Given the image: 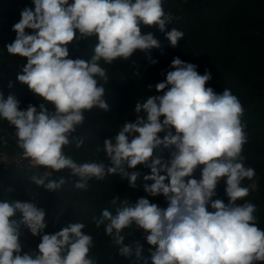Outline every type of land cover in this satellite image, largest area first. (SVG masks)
<instances>
[{"label":"clouds","instance_id":"obj_1","mask_svg":"<svg viewBox=\"0 0 264 264\" xmlns=\"http://www.w3.org/2000/svg\"><path fill=\"white\" fill-rule=\"evenodd\" d=\"M33 3L34 10L25 7L21 11L19 22L13 25L16 38L6 50L27 58L17 80L52 105V110L45 104L39 109L29 104L20 110L13 95L5 100L0 92V119L14 127L23 158L52 173L69 169L78 177L74 188L85 191L89 180H103L107 174H119L135 188L142 173L129 172L124 165L128 169L141 164L149 168L150 174L143 179L154 183L145 184L144 191L151 196L162 194L167 208L141 197L135 204L124 201L116 215L105 208L100 218L93 217L95 227L104 226L121 256L128 257L134 250L141 258L144 245L139 240L125 243L122 234L135 225L143 230L151 264H264V230L256 224V205L236 204L257 188L256 171L245 167L242 155L248 142L242 123L244 107L230 89L218 94L206 87L212 79L209 70L201 75L197 65L174 57L166 79L155 85L163 94L137 102L135 121L125 122L114 138L104 140L102 150L111 166L104 160L78 163L64 152L70 144L77 148L84 144L83 136L73 134L84 124L86 111L109 110L104 99L109 77L100 66L101 60L111 65L129 59L137 50L148 53L159 49L160 42L153 33L142 34L141 24L157 26L173 48L184 37L176 28L165 32L173 17L165 13L162 0ZM26 28L34 34H27ZM93 36L97 43L90 59L69 58L70 43ZM148 59L151 64L158 62L150 56ZM165 131L161 139L159 134ZM160 145L171 149L169 159L153 157ZM198 167L199 180L194 178ZM245 179L252 183L243 186ZM31 180L51 192L66 183L63 177L49 180L48 173L33 175ZM221 180L226 184L227 204L212 199ZM118 199L113 198L111 204L116 205ZM209 204L213 211L208 210ZM17 212L21 214L19 220L13 219ZM45 216V210L35 203L0 201V264H97L89 257L93 237L83 231L86 225L81 222L43 234L36 253L21 255V226L33 236L40 235L47 227ZM144 264H148L146 258Z\"/></svg>","mask_w":264,"mask_h":264},{"label":"trees","instance_id":"obj_2","mask_svg":"<svg viewBox=\"0 0 264 264\" xmlns=\"http://www.w3.org/2000/svg\"><path fill=\"white\" fill-rule=\"evenodd\" d=\"M72 2L69 0V3ZM162 4L165 13L173 17L171 23L166 25L165 32L176 28L184 32V37L173 48L157 26L141 24L142 34L153 33L160 42L159 49L153 48L148 53L137 50L129 59L117 60L111 65L101 60L100 66L107 70L109 77L104 84V99L109 110L93 108L86 111L84 124L73 134L83 136L84 144L80 148L70 144L64 148V152L78 163L104 160L107 166H111L102 150L104 140L114 138L125 122L135 121L137 102L143 103L150 95L163 94L155 90V85L166 79L167 71L172 70L170 65L173 58L179 57L182 61L197 65L201 75L205 69L209 70L212 79L206 83V87L213 88L218 94L225 88L230 89L244 107L242 123L246 125L244 130L248 142L243 147L242 155L245 157V167H252L256 171L254 179L257 188L243 200H237L236 204H255L256 224L264 230V0H162ZM25 7L34 10L33 0H0V92L5 100L13 95L19 101L20 110H26L29 104L38 109L40 104H45L52 110V105L17 80V76L23 74L27 58L10 55L6 50V46L16 38L13 25L19 22L20 13ZM2 26H6L5 29ZM25 32L34 34L32 29L26 28ZM96 43L95 36L74 40L67 46L69 58L90 59ZM149 56L158 62L151 64ZM10 83L12 87H9ZM171 132L175 134V129H171ZM4 133H15V129L6 120L0 119V134ZM166 134L167 131L161 132L159 136L163 139ZM98 147L100 152H97ZM170 151L160 145L154 149L153 157L169 159ZM124 167L129 172L142 173L135 188L130 187L128 180L122 179L119 174H107L103 180H89L86 191L74 188V183L65 178L66 183L55 192L38 187L31 180L29 171L44 175L35 168L3 170L0 167V201L32 202L45 210L47 227L43 233L33 236L24 226L20 228L21 236L37 249L43 234H54L69 223L81 222L86 225L83 231L93 237L89 257L97 264H144L145 258L151 264V253L143 230L133 225L122 233L125 243L139 240L144 245L141 258L138 259L133 250L132 255L115 260L113 255L118 251L117 247L105 234L104 226L96 228L93 220V217L100 218L105 208L116 215V209L124 201L135 204L141 197L162 209L167 208L168 201L162 194L151 196L144 191L145 184L154 183L143 179V175L150 174L149 168L142 164L137 165L136 169H128L126 164ZM194 178H201L200 167L195 170ZM48 179L56 178L48 175ZM251 183L247 179L242 182L243 186ZM225 187V181L221 180L216 189L217 195L212 199H220L227 204L229 198L225 194ZM115 197L119 199L113 205L111 200ZM208 210L213 211L210 204ZM20 218L19 212L13 217L16 220Z\"/></svg>","mask_w":264,"mask_h":264},{"label":"built area","instance_id":"obj_3","mask_svg":"<svg viewBox=\"0 0 264 264\" xmlns=\"http://www.w3.org/2000/svg\"><path fill=\"white\" fill-rule=\"evenodd\" d=\"M0 167L3 170H9L13 168H35L44 174L48 173V175H53L50 169H45L43 167H34L28 160L23 158L22 149L17 146L15 133L0 134ZM20 243L22 246L21 255L25 253H36L38 251L36 247H34L26 238L22 236H20Z\"/></svg>","mask_w":264,"mask_h":264},{"label":"water","instance_id":"obj_4","mask_svg":"<svg viewBox=\"0 0 264 264\" xmlns=\"http://www.w3.org/2000/svg\"><path fill=\"white\" fill-rule=\"evenodd\" d=\"M5 27H6V26H2L1 28H2V29H5ZM53 175H54V177L56 178V180H59L61 177H63V178H68V179H70L74 184H75V182L78 180V177H73V176L71 175L69 169H64V170H60V171H53ZM123 257H125V256H121V255L119 254L118 251L115 252L114 255H113V258H114L115 260H119V259H121V258H123Z\"/></svg>","mask_w":264,"mask_h":264},{"label":"rangeland","instance_id":"obj_5","mask_svg":"<svg viewBox=\"0 0 264 264\" xmlns=\"http://www.w3.org/2000/svg\"><path fill=\"white\" fill-rule=\"evenodd\" d=\"M28 174H29V175H32V176L35 175V173H30V171L28 172Z\"/></svg>","mask_w":264,"mask_h":264}]
</instances>
